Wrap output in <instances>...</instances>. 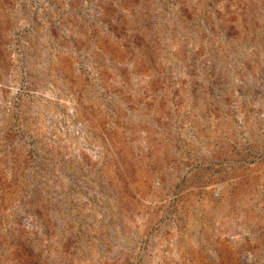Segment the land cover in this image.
I'll return each mask as SVG.
<instances>
[{
    "label": "rangeland",
    "instance_id": "1",
    "mask_svg": "<svg viewBox=\"0 0 264 264\" xmlns=\"http://www.w3.org/2000/svg\"><path fill=\"white\" fill-rule=\"evenodd\" d=\"M0 264H264V0H0Z\"/></svg>",
    "mask_w": 264,
    "mask_h": 264
}]
</instances>
